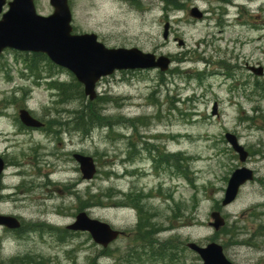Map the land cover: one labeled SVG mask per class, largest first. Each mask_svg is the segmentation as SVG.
I'll list each match as a JSON object with an SVG mask.
<instances>
[{
    "label": "rangeland",
    "instance_id": "obj_1",
    "mask_svg": "<svg viewBox=\"0 0 264 264\" xmlns=\"http://www.w3.org/2000/svg\"><path fill=\"white\" fill-rule=\"evenodd\" d=\"M169 1H69L75 34H95L107 48H138L172 62L167 74L138 70L101 80L98 95L112 99L103 106L110 129L98 125L84 136L73 115L81 100L60 106L58 92L34 83L36 76H52L71 84L69 71L35 65L32 54L8 50L0 56V157L7 188L0 214L23 224L19 234L0 227V264L18 258L24 264H202L187 245L213 241L234 264H264V77L247 69L264 68V0ZM35 6L40 15L53 13L49 0ZM194 7L203 19L190 16ZM24 108L54 133L21 131L16 118ZM68 126L77 132L71 138L64 134ZM227 133L249 152L245 163ZM130 146L136 154L127 158ZM75 153L94 159L93 180L83 179ZM152 154L159 160L172 154L174 161L154 169ZM243 167L255 180L223 207L228 181ZM131 205L146 227L166 231L140 234L139 246L126 237L107 249L88 233L62 232L79 211L118 230L133 227L138 220ZM213 212L225 220L218 232L210 226Z\"/></svg>",
    "mask_w": 264,
    "mask_h": 264
},
{
    "label": "water",
    "instance_id": "obj_2",
    "mask_svg": "<svg viewBox=\"0 0 264 264\" xmlns=\"http://www.w3.org/2000/svg\"><path fill=\"white\" fill-rule=\"evenodd\" d=\"M49 2L53 13L50 16H42L37 14L35 0L9 2L0 0V55L6 49L45 54L52 63L75 76L76 80L82 84L85 96L91 101L97 96L96 87L101 79L115 72L151 69L166 72L169 70L171 65L169 57H157L151 53H144L138 48H107L98 41L95 34H73V17L69 0H49ZM5 6H8V11L3 13ZM190 15L196 19L203 17L197 8L192 9ZM169 27V23L164 26L165 40L168 39ZM249 70L256 76L264 75L263 67H250ZM213 114H216V107ZM19 117L28 127L41 126L40 122L35 120L27 110H21ZM225 138L239 155V160L242 163L246 162L248 153L238 144L236 137L227 133ZM74 159L80 166L83 179L92 180L97 171L93 158L75 154ZM4 168V161L0 158V174ZM253 178V172L246 167L236 169L228 181L222 206L226 207L233 203L240 188ZM210 216L214 221L210 225L216 231L224 226V219L218 212H213ZM0 226L18 229L20 222L15 217L0 215ZM68 229L89 232L93 241L104 248L116 240L120 234L109 224L91 219L85 212L79 213ZM188 247L198 254L203 264H233L226 258L222 247L217 243H210L205 247L190 243Z\"/></svg>",
    "mask_w": 264,
    "mask_h": 264
},
{
    "label": "trees",
    "instance_id": "obj_3",
    "mask_svg": "<svg viewBox=\"0 0 264 264\" xmlns=\"http://www.w3.org/2000/svg\"><path fill=\"white\" fill-rule=\"evenodd\" d=\"M168 1L169 0H163V3L165 4V2L167 3ZM170 8L172 9L171 5ZM41 62H47L48 66L51 68L55 67L44 55L34 56L33 61L31 60V63L35 65ZM48 87L50 90H54L58 92L59 100L57 104L60 106H65L66 104H69L74 100H81V102L83 103L81 109L78 110L76 109L73 115L75 116L74 123L75 121L76 122H78V120L80 121L79 128L84 136H88L92 131L91 129L93 127H97L98 125H102L103 126L102 128H108V129L112 127L110 126V121H109L110 116L104 115L103 113V106L112 100L109 99V97H102L98 95L94 101H86L87 99L84 96L83 88L75 79L74 82L71 84L51 82L48 85ZM117 102L118 101H116V104ZM178 166L182 168L181 162H178ZM107 197L108 196L106 195L103 196V198H107ZM227 236H230L229 242L232 243V241H234L233 235L228 232ZM227 245L228 244H225L224 246ZM10 264H24V259L23 258L13 259L12 262H10Z\"/></svg>",
    "mask_w": 264,
    "mask_h": 264
},
{
    "label": "flooded vegetation",
    "instance_id": "obj_4",
    "mask_svg": "<svg viewBox=\"0 0 264 264\" xmlns=\"http://www.w3.org/2000/svg\"><path fill=\"white\" fill-rule=\"evenodd\" d=\"M53 80H54V82H56L57 80H58V78H54L53 77ZM34 83H40V81L38 80H34ZM30 114L34 117V118H36V119H38L41 123H42V126H40L38 129L36 128H30V127H26L25 125H23L21 122H20V120H19V118L17 119L16 118V122H17V124L19 125V127L21 128L20 130L21 131H24V132H28V131H31V132H42V134L43 135H47V134H49V135H52L54 132H53V130H51L50 129V127H49V125H48V123L47 122H44L42 119H39L38 117H36L35 116V114L34 113H32V112H30ZM74 133H77V132H72L71 131V129H69V130H67V133L66 132H64V134L66 135V136H69L70 138L73 136V134ZM18 135V134H17ZM133 149H134V147L133 146H130L129 147V151H128V155H127V158H128V156H130L132 153H134V154H136V152H134L133 151ZM134 154H132V155H134ZM159 156H156V155H154V154H152V156L150 157V159H153L154 160V162H153V168L154 169H158V167L163 163V164H168V163H173V161H174V158H173V155L171 154L170 155V157H165V158H163V159H160L159 160V158H158ZM126 158V159H127ZM130 160V159H129ZM128 163H132V162H129V161H127ZM30 164L31 165H35V163H34V161L33 162H30ZM14 166V165H13ZM25 166V164H23V167ZM52 169H54V167H52ZM73 185V184H72ZM75 185V184H74ZM1 190H2V188H1ZM6 191V190H5ZM4 191L2 190L1 192H0V199H3V195H2V193H3ZM128 195H132L133 194V191H132V193H127ZM15 196H16V194H13L10 198H15ZM6 199H9V197H7ZM128 208H130V209H132V210H134V212H135V217H136V219L138 220V222H136L135 223V226H133V227H127V228H125V229H123L122 230V232H121V235H120V237L118 238V240L119 239H121V238H126V237H130L131 238V242H130V245L132 246L134 243H136V245H138L139 246V244L141 243V241H140V239H139V235L141 234V235H143V236H145L147 233H149V232H151L152 233V235L154 236V235H160L161 234V231L156 227V228H149L148 226L146 227V224H145V220H143V218H142V214H141V212L138 210V208L136 207V206H134V205H131L130 207H128ZM139 213H140V216H139ZM129 230H131V231H129ZM76 234V233H75ZM138 239V240H137ZM115 243V242H114Z\"/></svg>",
    "mask_w": 264,
    "mask_h": 264
},
{
    "label": "bare ground",
    "instance_id": "obj_5",
    "mask_svg": "<svg viewBox=\"0 0 264 264\" xmlns=\"http://www.w3.org/2000/svg\"><path fill=\"white\" fill-rule=\"evenodd\" d=\"M10 199H13V198H10ZM15 199V198H14Z\"/></svg>",
    "mask_w": 264,
    "mask_h": 264
}]
</instances>
